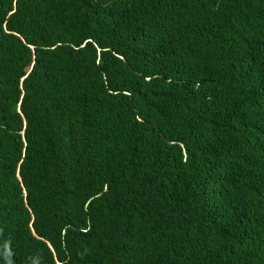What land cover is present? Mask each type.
<instances>
[{
  "label": "trees",
  "instance_id": "1",
  "mask_svg": "<svg viewBox=\"0 0 264 264\" xmlns=\"http://www.w3.org/2000/svg\"><path fill=\"white\" fill-rule=\"evenodd\" d=\"M264 264V0H0V264Z\"/></svg>",
  "mask_w": 264,
  "mask_h": 264
},
{
  "label": "clouds",
  "instance_id": "2",
  "mask_svg": "<svg viewBox=\"0 0 264 264\" xmlns=\"http://www.w3.org/2000/svg\"><path fill=\"white\" fill-rule=\"evenodd\" d=\"M13 253L11 252V249L5 245L3 258L5 260V264H14V260L12 259ZM33 264H40V260L37 258H34Z\"/></svg>",
  "mask_w": 264,
  "mask_h": 264
}]
</instances>
